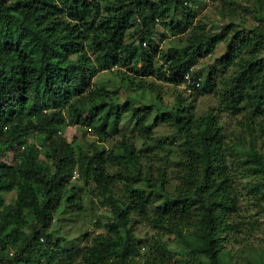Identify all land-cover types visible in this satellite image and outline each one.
<instances>
[{
  "label": "trees",
  "instance_id": "obj_1",
  "mask_svg": "<svg viewBox=\"0 0 264 264\" xmlns=\"http://www.w3.org/2000/svg\"><path fill=\"white\" fill-rule=\"evenodd\" d=\"M199 2L0 0V264H138L144 247L153 254L142 264H167L160 235L169 233L182 245L176 262L264 264V246L237 262L225 244L239 223L229 221L237 184L258 205L264 196V2L254 23L215 31L197 17ZM160 28L175 38L165 47ZM219 44L212 64L196 67ZM162 82L174 86L168 107ZM209 92L217 103L196 114ZM219 113L239 116V129L228 135ZM124 115L141 146L123 133L109 146L86 139L87 127L115 133ZM160 123L173 127L169 141L153 137ZM69 124L82 142L65 136ZM86 187L110 216L87 243L66 247L54 225L82 209ZM137 220L162 232L148 243Z\"/></svg>",
  "mask_w": 264,
  "mask_h": 264
},
{
  "label": "rangeland",
  "instance_id": "obj_2",
  "mask_svg": "<svg viewBox=\"0 0 264 264\" xmlns=\"http://www.w3.org/2000/svg\"><path fill=\"white\" fill-rule=\"evenodd\" d=\"M230 3H226L227 6H221L224 4L221 0H200V2L196 5L198 16L201 17L202 21L206 24V28L212 31L220 29V27L227 23V22H245L243 24L250 25L254 23V11L257 5V0H229ZM232 1H235L233 3ZM264 2V0H261ZM161 32L163 31L164 38L160 40V45L165 47L170 41H173L175 38L167 32L164 28H160ZM130 32L132 30H129ZM133 40H136V35L133 34ZM223 45L219 44L214 51L206 55L204 57H200L197 59L196 67L201 64L211 65L215 56L220 54L223 51ZM98 75L105 76L109 75L106 72H99ZM157 83V82H156ZM217 85H220L217 79ZM159 84V82H158ZM161 90L160 94L162 96L163 104L161 107L170 106L171 102L173 101L172 92L174 86H171L168 83H160ZM118 89L120 98H124L126 91L123 88H115L114 90ZM176 90L181 94H186L182 91L180 87H177ZM129 92L134 95L132 91ZM217 103V99L214 94L211 92L199 94L197 96V100L195 101V113L199 114L204 112L209 106H215ZM219 119L222 121L225 131H227L228 135H230L231 130L239 129V125L236 123V119L239 116L234 117L233 115L227 116L225 113L218 114ZM133 120L129 118V116H122L121 121L118 124L119 129L111 134H94L89 127H87L86 139L89 141H97L100 145L109 146V144H113L117 140H119L121 134H126L130 136L132 139L135 140L138 146H141L144 137L140 135V131L133 128ZM173 127L165 124L160 123L154 127V134L153 137H161L162 139H166L169 141L173 138L172 132ZM65 136L70 140L73 135H76V140L81 141V129L74 124H69L64 130ZM175 138V137H174ZM154 138L145 139L148 141H153ZM102 141V142H100ZM178 139H176V143ZM260 142V150L264 153V140H258ZM158 152V151H157ZM159 155H161L158 152ZM248 156V155H246ZM2 159L4 161H10V155H3ZM159 164V161H153V167ZM170 165L167 166V171L169 174H172L178 168L177 165L174 163H169ZM244 178H241L239 181H242ZM176 181L173 178L172 183ZM79 184L82 182L79 180ZM91 182V186H92ZM121 184H117L116 190L120 189ZM83 200H82V209L77 210L75 209L73 212L66 211L61 217V219L56 220V224L54 225L57 227L56 232L57 235L61 238V244L66 247L76 246V245H83L87 243L91 236L102 230L101 227L95 225L96 219H101V221H105L107 216H110V211L106 206H102L99 201L93 197L91 194L90 189L88 187L81 188ZM237 190L239 191L237 194V210L236 213L232 215L229 221L239 222L237 229L233 230V236H230L228 242L225 244L226 247L231 251L234 259L237 262L240 261V256L245 255L247 257H252L251 253L255 250L260 249L264 246V196H260V205L257 204L256 200L252 197L251 194L246 193V190L242 188L241 184H237ZM5 199L7 202L12 200L15 196V192H7L4 193ZM262 206V207H261ZM241 220V221H239ZM84 232H87L85 235ZM162 231L157 232L152 229L150 226L144 224L142 221L137 220L134 223V233L136 236L140 238H144L148 243H151L152 236L156 235L157 233L160 234ZM168 233L167 231H165ZM160 237L166 241L172 250V259L179 258V254L176 253L177 249L182 247L180 241H176L174 239V235L169 234H161ZM142 256L138 258V264H142L144 262V258L148 255H152L153 253L150 250H147V247H144L141 250ZM170 261L167 264H186L184 261L181 262H173Z\"/></svg>",
  "mask_w": 264,
  "mask_h": 264
},
{
  "label": "built area",
  "instance_id": "obj_3",
  "mask_svg": "<svg viewBox=\"0 0 264 264\" xmlns=\"http://www.w3.org/2000/svg\"><path fill=\"white\" fill-rule=\"evenodd\" d=\"M186 76H187V74H186ZM181 87L182 88H184V89H186L187 91H189L190 89L186 86V84L185 83H181Z\"/></svg>",
  "mask_w": 264,
  "mask_h": 264
}]
</instances>
